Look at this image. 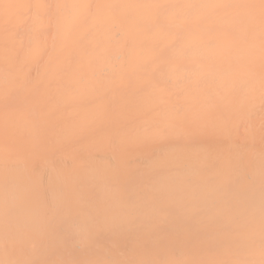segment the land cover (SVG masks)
Instances as JSON below:
<instances>
[{"label":"bare ground","instance_id":"bare-ground-1","mask_svg":"<svg viewBox=\"0 0 264 264\" xmlns=\"http://www.w3.org/2000/svg\"><path fill=\"white\" fill-rule=\"evenodd\" d=\"M0 264H264V0H0Z\"/></svg>","mask_w":264,"mask_h":264}]
</instances>
